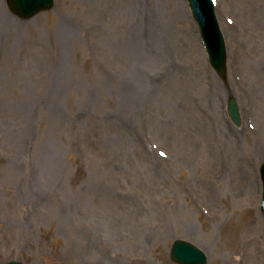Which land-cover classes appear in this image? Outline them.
<instances>
[{
	"label": "rangeland",
	"instance_id": "rangeland-1",
	"mask_svg": "<svg viewBox=\"0 0 264 264\" xmlns=\"http://www.w3.org/2000/svg\"><path fill=\"white\" fill-rule=\"evenodd\" d=\"M214 1L224 76L187 0H0V264H264V0Z\"/></svg>",
	"mask_w": 264,
	"mask_h": 264
},
{
	"label": "water",
	"instance_id": "water-1",
	"mask_svg": "<svg viewBox=\"0 0 264 264\" xmlns=\"http://www.w3.org/2000/svg\"><path fill=\"white\" fill-rule=\"evenodd\" d=\"M193 9L195 19L201 29L202 37L205 41L213 66L220 73L225 71V41L215 13L212 0H189ZM53 0H9L10 10L22 19H30L43 10H49L53 6ZM229 114L233 117L237 125L240 124L238 106L232 99L229 102ZM262 178L264 183V165L262 167ZM262 211L264 213V193ZM171 258L177 264H207V255L194 244L175 240ZM7 264H23L22 262L11 261Z\"/></svg>",
	"mask_w": 264,
	"mask_h": 264
},
{
	"label": "bare ground",
	"instance_id": "bare-ground-1",
	"mask_svg": "<svg viewBox=\"0 0 264 264\" xmlns=\"http://www.w3.org/2000/svg\"><path fill=\"white\" fill-rule=\"evenodd\" d=\"M233 139H235V140H236V137H235V138H233ZM113 264H119V263H113Z\"/></svg>",
	"mask_w": 264,
	"mask_h": 264
}]
</instances>
